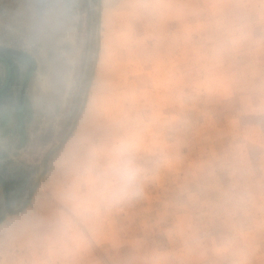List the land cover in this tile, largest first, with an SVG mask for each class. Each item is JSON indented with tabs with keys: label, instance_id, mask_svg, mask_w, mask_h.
<instances>
[{
	"label": "clouds",
	"instance_id": "9594fccd",
	"mask_svg": "<svg viewBox=\"0 0 264 264\" xmlns=\"http://www.w3.org/2000/svg\"><path fill=\"white\" fill-rule=\"evenodd\" d=\"M93 11L33 0L0 71V264H264V0Z\"/></svg>",
	"mask_w": 264,
	"mask_h": 264
},
{
	"label": "rangeland",
	"instance_id": "374dc122",
	"mask_svg": "<svg viewBox=\"0 0 264 264\" xmlns=\"http://www.w3.org/2000/svg\"><path fill=\"white\" fill-rule=\"evenodd\" d=\"M79 0L82 10L87 11V23H99L102 16L99 12L93 11L94 7L100 3V0ZM33 0H0V46L8 47L19 53L2 52L0 54V71L3 72V94L6 96L20 97V92L25 84L24 96L27 95V82L20 72L22 62H30L33 66H38L40 61L22 48L18 42L15 33L21 24L26 21L30 15ZM66 49L68 45L64 46ZM45 58L52 59L57 55L55 45L49 44L45 51ZM12 86V87H11ZM25 121L30 119V114L25 113ZM24 130H29L26 123ZM19 184L23 185L26 176L21 174L16 177Z\"/></svg>",
	"mask_w": 264,
	"mask_h": 264
},
{
	"label": "water",
	"instance_id": "95a60500",
	"mask_svg": "<svg viewBox=\"0 0 264 264\" xmlns=\"http://www.w3.org/2000/svg\"><path fill=\"white\" fill-rule=\"evenodd\" d=\"M4 51H5V52H11V53H19V52H17V51H14V50L8 48V47L0 46V54H1L2 52H4ZM24 89H25V84L23 85V87H22V89H21V92H20V98H23V96H24Z\"/></svg>",
	"mask_w": 264,
	"mask_h": 264
},
{
	"label": "trees",
	"instance_id": "16d2710c",
	"mask_svg": "<svg viewBox=\"0 0 264 264\" xmlns=\"http://www.w3.org/2000/svg\"><path fill=\"white\" fill-rule=\"evenodd\" d=\"M95 2H97V0Z\"/></svg>",
	"mask_w": 264,
	"mask_h": 264
},
{
	"label": "crops",
	"instance_id": "0c3cea01",
	"mask_svg": "<svg viewBox=\"0 0 264 264\" xmlns=\"http://www.w3.org/2000/svg\"><path fill=\"white\" fill-rule=\"evenodd\" d=\"M12 87V86H11Z\"/></svg>",
	"mask_w": 264,
	"mask_h": 264
}]
</instances>
